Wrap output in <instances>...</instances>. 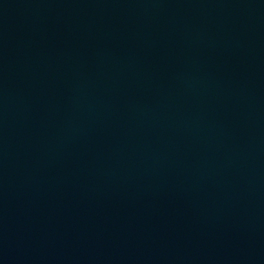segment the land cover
<instances>
[{
	"label": "water",
	"instance_id": "1",
	"mask_svg": "<svg viewBox=\"0 0 264 264\" xmlns=\"http://www.w3.org/2000/svg\"><path fill=\"white\" fill-rule=\"evenodd\" d=\"M0 264H264V0H0Z\"/></svg>",
	"mask_w": 264,
	"mask_h": 264
}]
</instances>
